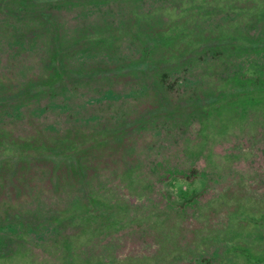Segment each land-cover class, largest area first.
<instances>
[{
	"label": "rangeland",
	"instance_id": "374dc122",
	"mask_svg": "<svg viewBox=\"0 0 264 264\" xmlns=\"http://www.w3.org/2000/svg\"><path fill=\"white\" fill-rule=\"evenodd\" d=\"M0 264H264V0H0Z\"/></svg>",
	"mask_w": 264,
	"mask_h": 264
}]
</instances>
